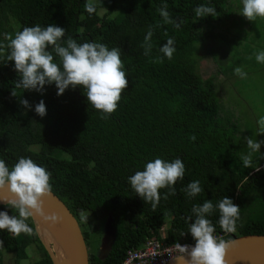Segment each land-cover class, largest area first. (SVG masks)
I'll use <instances>...</instances> for the list:
<instances>
[{
  "label": "trees",
  "instance_id": "1",
  "mask_svg": "<svg viewBox=\"0 0 264 264\" xmlns=\"http://www.w3.org/2000/svg\"><path fill=\"white\" fill-rule=\"evenodd\" d=\"M87 2L0 0V45L8 43V34L14 37L24 27L54 24L65 28V41L71 36L78 43L95 41L119 48L129 84L116 111L101 118L81 86L70 87L62 95H57L55 84L45 85L43 94L14 88L20 77L14 61L6 59L8 49L0 47V159L11 169L20 157H29L49 171L51 190L80 220L88 245L99 232L96 219L112 215L113 249L105 259L90 253L89 264H122L129 249L140 248L151 238L163 240L165 226L163 241L195 243L190 233L181 235L188 231L189 217L194 219L193 205L209 199L216 204L224 196L240 207V218L235 232H225L215 211L208 217L216 228L214 235L223 234L226 242L234 235L264 234V159L254 152L253 168L261 170L244 167L241 157L250 152L243 139L245 129L224 109L218 75L205 78L199 65L202 51L209 46L206 51L216 61L217 72L232 79L235 100L241 101L246 89L240 86L246 88L254 80L264 84V63L255 58L264 51V18L248 21L240 14L242 0H94L93 14L85 10ZM164 2L171 16L182 20L180 28L163 23L158 9ZM201 4L215 7L218 16L196 17L194 9ZM149 26L154 29L152 49L144 55L142 44ZM165 31L175 37L171 60H161L159 51L167 42ZM242 40L251 43L240 51ZM54 62L59 63V57ZM237 67L247 73L246 78L234 73ZM257 83L256 88L264 90ZM21 98L32 108L25 109ZM41 99L47 109L44 117L34 111ZM243 115L245 125L251 119ZM157 157L169 162L182 159L185 174L175 185V195L164 199L168 190H159L160 203L153 209L136 195L128 177ZM194 180L204 191L190 198L181 189ZM0 211L18 215L7 205H0ZM82 211L87 221L81 219ZM26 223L34 235L13 236L0 230L4 242L0 264H5V253L14 254L17 264L28 259L30 246L44 252L33 264H53L32 218Z\"/></svg>",
  "mask_w": 264,
  "mask_h": 264
},
{
  "label": "clouds",
  "instance_id": "2",
  "mask_svg": "<svg viewBox=\"0 0 264 264\" xmlns=\"http://www.w3.org/2000/svg\"><path fill=\"white\" fill-rule=\"evenodd\" d=\"M242 12L240 13L248 21L254 22L257 17L264 18V0H242ZM89 14L97 11L94 0H88L84 5ZM164 24H171L174 28H180L182 20L174 18L168 11L166 2L158 9ZM198 18L207 16L217 17V10L210 5L201 4L194 9ZM161 26L159 22L156 25ZM153 27L144 37V55H149L152 49ZM66 30L63 27L48 24L42 27L39 24L24 27L13 35L8 34L6 47L8 49L7 61H14V69L19 75L14 88L23 91H36L43 94L45 85L55 84L57 95H62L70 87L75 89L81 86L89 104L99 110L101 118L107 119L110 114L116 111L118 102L121 99L123 90L128 88L129 81L126 78L125 66L122 62L120 49L109 47L99 42L78 43L71 36L65 41ZM166 43L159 47L163 58L171 60L176 51L175 37L168 36L165 31ZM50 48V50H49ZM54 57H59V63L54 62ZM256 60L264 63V51L256 54ZM234 73L241 79L246 78L247 73L240 67L234 69ZM13 96H17L12 90ZM19 103L25 109H31L32 105L27 99L21 98ZM37 115L44 117L47 109L43 99L34 108ZM259 131L264 133V116L258 120ZM192 140L196 137L193 135ZM247 147L250 149L248 155L241 157L245 168H253L252 153L260 152L264 140L245 137ZM260 171V166L253 168ZM185 164L180 158L166 161L160 157L147 162L144 169L136 171L128 177L132 189L145 203H150L156 209L160 203V189H167L164 199L169 195L176 194L175 185L178 180H183ZM51 173L43 166L38 165L29 157H20L11 169L3 159H0V189H5L13 194L12 199H3L8 207L18 210V215H9L7 211H0V230H6L13 236L25 233L34 235L32 227L26 221L33 215V211H40L43 205L42 197L50 193ZM188 197L198 196L204 189L199 180L189 182L182 188ZM219 212V226L225 232H235L237 221L240 218V207L233 200L224 196L216 204L212 200H206L202 204L193 205L191 211L194 216L189 217L188 231L195 240L194 245L178 244L177 248L182 254L180 259L186 264H226L225 253L227 244L224 240H218L214 235L216 228L208 218L215 211ZM81 219L87 221L88 215L83 211ZM55 223L57 216L52 214L45 217ZM163 232V231H162ZM0 240V246H3Z\"/></svg>",
  "mask_w": 264,
  "mask_h": 264
},
{
  "label": "water",
  "instance_id": "3",
  "mask_svg": "<svg viewBox=\"0 0 264 264\" xmlns=\"http://www.w3.org/2000/svg\"><path fill=\"white\" fill-rule=\"evenodd\" d=\"M12 198L14 196L7 188L0 189V205H6L3 199ZM42 200L41 210H34L31 218L53 264H89V245L80 220L52 190L43 196ZM52 214L57 216L55 223L45 218ZM103 218L97 219L100 243L97 255L101 259H105L111 253L116 242L114 218L110 214ZM51 236L53 240H50ZM58 242L61 249H55ZM226 244L228 245L225 253L226 264H264V234L234 235ZM180 257H176L170 264H186Z\"/></svg>",
  "mask_w": 264,
  "mask_h": 264
},
{
  "label": "rangeland",
  "instance_id": "4",
  "mask_svg": "<svg viewBox=\"0 0 264 264\" xmlns=\"http://www.w3.org/2000/svg\"><path fill=\"white\" fill-rule=\"evenodd\" d=\"M251 37L256 38L257 35H254ZM247 42L251 43L250 40L248 41L242 40L240 47H239L240 51H243L244 45ZM208 47L209 46H207L201 53V55H203V57L200 60V64H199L201 74L205 78L214 76L215 74L218 75L219 79H217V89L220 94L224 109L232 112L235 115V117L238 118L239 121L241 122L243 129L246 130V131L245 130L243 131V133L245 134V136H243L244 141L246 142L245 137H249L247 136L248 134H250L251 138L254 140L255 139L264 140V133L257 135L259 131V127H260L258 124V120L261 116H264V103H262V101H264V90H262L260 87L256 88L257 81L254 80V82L250 83V85L247 86L246 88H244L243 86H240L239 89L241 90L246 89L245 90L246 97L245 96L242 97L241 101L240 100L237 101V99L235 100V92L237 89L234 87L232 79L222 74H219L217 72L218 65L216 61L213 60L212 57L208 55V52L206 51ZM258 85L264 86V84L261 85V82H258L257 86ZM251 91H254V92L252 93ZM250 95L256 98L257 101L255 103L251 101V98L249 99L248 96ZM243 113H246L251 119V121L247 122L245 125H244V122L246 118H245V115H243ZM245 126L248 128H246ZM256 153L259 155L261 159H264V145H261L260 152H256ZM97 219H96V223H97ZM36 247L37 246H30L26 251L28 253L29 258L18 260V264H33L34 261L40 258H43L44 252H39ZM99 250H100V243H99V232H98L96 233V236L94 237L93 241L89 245V252L98 254ZM4 257H5V260H4L5 264H17L14 258V254L5 253Z\"/></svg>",
  "mask_w": 264,
  "mask_h": 264
},
{
  "label": "built area",
  "instance_id": "5",
  "mask_svg": "<svg viewBox=\"0 0 264 264\" xmlns=\"http://www.w3.org/2000/svg\"><path fill=\"white\" fill-rule=\"evenodd\" d=\"M218 240H224L223 234H215ZM162 239H166L163 238ZM159 239H148L140 248H132L122 264H170L176 257L181 256L177 245H194L195 243H168Z\"/></svg>",
  "mask_w": 264,
  "mask_h": 264
},
{
  "label": "crops",
  "instance_id": "6",
  "mask_svg": "<svg viewBox=\"0 0 264 264\" xmlns=\"http://www.w3.org/2000/svg\"><path fill=\"white\" fill-rule=\"evenodd\" d=\"M167 234V226L164 227V231L161 233L162 237L165 238Z\"/></svg>",
  "mask_w": 264,
  "mask_h": 264
},
{
  "label": "bare ground",
  "instance_id": "7",
  "mask_svg": "<svg viewBox=\"0 0 264 264\" xmlns=\"http://www.w3.org/2000/svg\"><path fill=\"white\" fill-rule=\"evenodd\" d=\"M50 240H53L52 236H51ZM49 243H50V241H49ZM55 244H56V243H55ZM49 246H51V245H49ZM57 248H60V249H61V246H60L59 242H58L57 245L55 246V249H57Z\"/></svg>",
  "mask_w": 264,
  "mask_h": 264
},
{
  "label": "flooded vegetation",
  "instance_id": "8",
  "mask_svg": "<svg viewBox=\"0 0 264 264\" xmlns=\"http://www.w3.org/2000/svg\"><path fill=\"white\" fill-rule=\"evenodd\" d=\"M262 164H263V166H262V167H264V162H263Z\"/></svg>",
  "mask_w": 264,
  "mask_h": 264
}]
</instances>
